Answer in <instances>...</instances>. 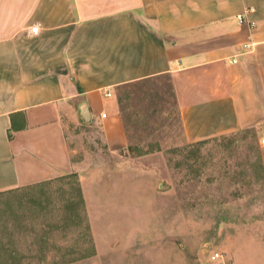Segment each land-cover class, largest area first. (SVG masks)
Here are the masks:
<instances>
[{"label":"crops","instance_id":"1","mask_svg":"<svg viewBox=\"0 0 264 264\" xmlns=\"http://www.w3.org/2000/svg\"><path fill=\"white\" fill-rule=\"evenodd\" d=\"M164 75L185 141L260 140L264 0H0V193L73 170L74 113L122 144L117 88Z\"/></svg>","mask_w":264,"mask_h":264},{"label":"rangeland","instance_id":"2","mask_svg":"<svg viewBox=\"0 0 264 264\" xmlns=\"http://www.w3.org/2000/svg\"><path fill=\"white\" fill-rule=\"evenodd\" d=\"M115 97L122 144L74 113L73 170L0 193V264H264L260 140L185 141L165 75Z\"/></svg>","mask_w":264,"mask_h":264},{"label":"built area","instance_id":"3","mask_svg":"<svg viewBox=\"0 0 264 264\" xmlns=\"http://www.w3.org/2000/svg\"><path fill=\"white\" fill-rule=\"evenodd\" d=\"M250 10H251V9L248 8V10H245V11L247 12V11H250ZM236 18H237V20H238L239 22H243V21H244V13H243V14H242V13H241V14H237V15H236ZM250 24H251V25H254V22L251 21ZM38 30H39V26H38V25H34V26L31 27V32H33V33H37ZM252 45H253V42H251V43H249V44H246L245 46H246L247 48H251ZM105 95H110V93H109V92H106ZM102 116H105V114H102ZM260 143H261V144H264V137H261V138H260ZM222 256H223V254L220 253V252H213V253L210 255V259H211V260H215V259L221 258Z\"/></svg>","mask_w":264,"mask_h":264},{"label":"water","instance_id":"4","mask_svg":"<svg viewBox=\"0 0 264 264\" xmlns=\"http://www.w3.org/2000/svg\"><path fill=\"white\" fill-rule=\"evenodd\" d=\"M80 112H81V116L84 120H89L90 119V113L89 110L87 108V105L85 104V102H82L81 106H80Z\"/></svg>","mask_w":264,"mask_h":264},{"label":"trees","instance_id":"5","mask_svg":"<svg viewBox=\"0 0 264 264\" xmlns=\"http://www.w3.org/2000/svg\"><path fill=\"white\" fill-rule=\"evenodd\" d=\"M240 132H243V136H242L243 139L246 137L247 134H250L252 139H256L255 132L251 129H243ZM236 133H238V132H236ZM236 133H233V134L235 135ZM203 141H205V140H203ZM200 142H202V141H200Z\"/></svg>","mask_w":264,"mask_h":264}]
</instances>
